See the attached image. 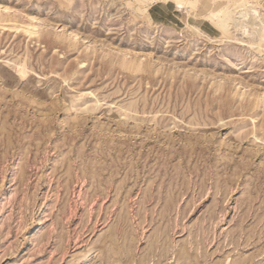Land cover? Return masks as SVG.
Wrapping results in <instances>:
<instances>
[{
    "label": "rangeland",
    "instance_id": "rangeland-1",
    "mask_svg": "<svg viewBox=\"0 0 264 264\" xmlns=\"http://www.w3.org/2000/svg\"><path fill=\"white\" fill-rule=\"evenodd\" d=\"M198 1L0 0V264H264V0Z\"/></svg>",
    "mask_w": 264,
    "mask_h": 264
},
{
    "label": "bare ground",
    "instance_id": "bare-ground-1",
    "mask_svg": "<svg viewBox=\"0 0 264 264\" xmlns=\"http://www.w3.org/2000/svg\"><path fill=\"white\" fill-rule=\"evenodd\" d=\"M186 4L191 7L193 11L210 6L207 2L201 5L198 0H192V2L186 0ZM252 4L250 2L243 3L241 5L242 11L239 15L231 12L226 13L223 19V30L232 33V31L236 29L240 35H245L249 39L260 36L261 32L264 31V14L261 9L254 7ZM218 6H221V4ZM259 38L261 40V37Z\"/></svg>",
    "mask_w": 264,
    "mask_h": 264
}]
</instances>
